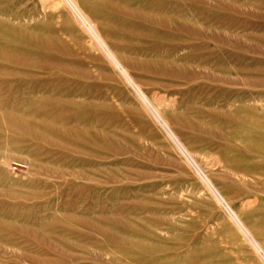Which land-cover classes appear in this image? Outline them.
<instances>
[{"label": "rangeland", "instance_id": "1", "mask_svg": "<svg viewBox=\"0 0 264 264\" xmlns=\"http://www.w3.org/2000/svg\"><path fill=\"white\" fill-rule=\"evenodd\" d=\"M44 2L0 0V264H264V0H79L191 160Z\"/></svg>", "mask_w": 264, "mask_h": 264}, {"label": "bare ground", "instance_id": "2", "mask_svg": "<svg viewBox=\"0 0 264 264\" xmlns=\"http://www.w3.org/2000/svg\"><path fill=\"white\" fill-rule=\"evenodd\" d=\"M45 2L48 3V4H51V5L53 3L59 2V3H61L65 7V9L69 12V14L72 16V18L74 19V21L78 24V26L86 34H88V36L93 40V42L91 43V48L92 49H95V50H101V51H103L109 57V59L119 68V70L121 71V73H123L126 76L127 79H130L132 86L135 87L136 91H138V93L140 94L139 96H142L141 98L144 100V102L147 105V107L152 111V113L154 114V116L157 118V120L161 124L162 128L164 129V131L167 134H169V136L171 137V139L178 146L179 150H181L187 156V158L191 160V158L189 157V154L190 153L188 154L187 151L183 148L184 146L182 147V145H181V143L179 141L180 139L177 138L176 134L171 129L168 121L164 118V116L158 110H156V108H154L151 105L152 103L148 101V99H147L148 97L147 98L145 97V95L143 94L140 86L133 80V78L128 73V70L124 68L125 66L123 67V65L116 58V56L114 55V53L112 52V50L110 49V47L108 46V44L106 43V41L104 40V38L102 37L98 25L81 8V5L79 3V0H45ZM204 180L208 184L209 187H211L214 191H216L213 188L212 183L207 179V177L205 175H204ZM225 205L228 208L227 210H229L231 212L232 210L229 208L228 204L225 203ZM232 214H233V219H234L235 223L237 224V226L241 229V231L245 234V236L250 241V243L253 245V247L261 254L262 258L264 259V248H262L261 244L256 240V238L246 228V226L244 225V223L239 219L240 217H237L238 215L236 216L234 213H232Z\"/></svg>", "mask_w": 264, "mask_h": 264}]
</instances>
